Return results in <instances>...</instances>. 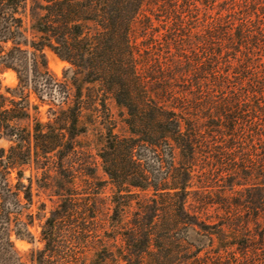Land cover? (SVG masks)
<instances>
[{
	"label": "trees",
	"instance_id": "trees-1",
	"mask_svg": "<svg viewBox=\"0 0 264 264\" xmlns=\"http://www.w3.org/2000/svg\"><path fill=\"white\" fill-rule=\"evenodd\" d=\"M145 2L0 0V74L18 78L0 77V264H196L189 234L220 244L225 227L242 232L237 264H264V0L189 24L173 8L165 62L137 42ZM49 52L70 63L64 79Z\"/></svg>",
	"mask_w": 264,
	"mask_h": 264
},
{
	"label": "rangeland",
	"instance_id": "rangeland-1",
	"mask_svg": "<svg viewBox=\"0 0 264 264\" xmlns=\"http://www.w3.org/2000/svg\"><path fill=\"white\" fill-rule=\"evenodd\" d=\"M195 3L200 7L198 12L196 13L193 12V10H189V5L190 9H193ZM219 3L223 4V0H217L215 3L211 0H146L143 9L137 19L135 29V33L138 36L137 42L139 43L142 49V53L145 56L149 53V55L156 58L158 57L163 62L171 58V48L168 49L167 46V43L169 42L168 38L173 36V34L179 33V31H177L176 25L172 21L173 12L174 14L176 13L173 8L176 7V10H178L177 14H179V10H184L183 14L185 15V19H188L189 24L191 23V20L195 19V17H192L194 14H198L201 20L207 17V14H211L212 16L216 17L219 8ZM145 24H148V27ZM186 24H184V27H187ZM48 56L50 69L54 73H56L59 78L64 79V72L66 69L71 67L70 63L60 59L57 55L52 52H49ZM68 76H73V73L70 72ZM0 77L5 87H14L18 83L17 74L13 70H7L1 73ZM87 86L92 87L94 86V84L85 85V89L87 88ZM109 107L111 109L112 116L116 118L119 124L118 127H116L115 131L125 133L122 110L117 106V104L113 100H109ZM41 110L42 117L44 120H46L48 117V105L42 106ZM97 114L100 115L102 113H97L93 111L92 108L90 110H86L84 115V121H86L88 124L91 121L94 122L92 123V125H90L89 134L83 139L84 144L89 145L91 147L93 154H96L98 150L103 147L104 142L101 137L102 125L97 122ZM104 120L106 121V116L104 117ZM0 145H7V143L5 141H0ZM99 171L100 175L104 179H107V176L104 175L102 169H100ZM29 173L30 172L27 171V175H29ZM111 191L112 186L108 184L106 186V194H110ZM35 192H37V190ZM37 198L42 201H46L48 203L49 208L53 206V202L49 199L46 194L41 193V195L37 196ZM211 212L212 213H210V215L212 216V218L210 219V222H217V218L214 215L215 209L212 208ZM204 219L206 220V218ZM212 230L214 232H217L219 230V227L213 225ZM225 230L228 231L227 235H223L222 237H225V242H229L230 248L227 251H221L220 245L225 244V242L219 244V242L221 241L219 237H216V235L214 236V238H211L206 235L205 232L201 231L199 233L191 232L189 234V242H191L193 245L203 246L204 249V251L200 253V256H202L201 261L196 264H237V260L235 259V255L237 252L236 243L238 242V247H241L240 244L242 243L240 242L242 241L240 239L242 238V232L234 230L236 233H238L237 235L231 233L232 229L228 227H225ZM175 240H173L174 248L173 243H171V250L177 249L179 246L178 242L176 243ZM18 245L23 251H28L33 246L27 241H19Z\"/></svg>",
	"mask_w": 264,
	"mask_h": 264
}]
</instances>
